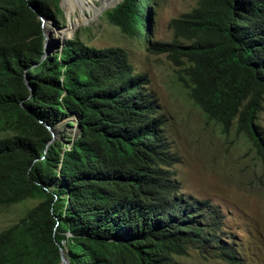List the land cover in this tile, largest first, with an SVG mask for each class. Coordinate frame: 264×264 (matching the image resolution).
<instances>
[{"label":"trees","instance_id":"trees-1","mask_svg":"<svg viewBox=\"0 0 264 264\" xmlns=\"http://www.w3.org/2000/svg\"><path fill=\"white\" fill-rule=\"evenodd\" d=\"M151 1L120 0L104 16L143 35ZM61 11L58 0H0V207L38 199L0 230V264H62L61 251L68 264H179L190 248L243 264L213 205L180 192L128 51L73 36L46 54L41 17L57 23ZM171 25L172 43L150 46L183 57L192 100L264 160V0H196ZM65 118L76 132L66 146L54 137Z\"/></svg>","mask_w":264,"mask_h":264},{"label":"rangeland","instance_id":"rangeland-1","mask_svg":"<svg viewBox=\"0 0 264 264\" xmlns=\"http://www.w3.org/2000/svg\"><path fill=\"white\" fill-rule=\"evenodd\" d=\"M76 1L58 0L62 11L57 23L44 20L46 54L73 36L97 48L124 47L134 71L144 76L145 93L164 120L168 147L174 157L168 169L178 181L180 192L208 200L218 211L221 222L217 232L228 241L234 259L243 264H264V160L235 123L222 129L192 100L183 57L160 51L159 45L150 46L172 43L171 20L189 11L196 0H152L148 5L147 33L143 35L123 32L107 21L104 10L119 0H86L89 5L82 6ZM70 119L75 121V117ZM67 120L57 123L54 130V137L65 146L76 133ZM256 122L264 130V96ZM5 135L0 131V137ZM37 201L26 199L0 207V230L24 216ZM176 260L179 264H229L196 248L176 256Z\"/></svg>","mask_w":264,"mask_h":264},{"label":"water","instance_id":"water-1","mask_svg":"<svg viewBox=\"0 0 264 264\" xmlns=\"http://www.w3.org/2000/svg\"><path fill=\"white\" fill-rule=\"evenodd\" d=\"M44 20L45 19L41 17L43 28H44ZM61 261H62V264H68V262H69L68 258L63 254V251H61Z\"/></svg>","mask_w":264,"mask_h":264},{"label":"bare ground","instance_id":"bare-ground-1","mask_svg":"<svg viewBox=\"0 0 264 264\" xmlns=\"http://www.w3.org/2000/svg\"><path fill=\"white\" fill-rule=\"evenodd\" d=\"M76 1V0H75ZM88 4L87 2H86V0H77L76 1V4L78 5V6H82V4ZM89 5V4H88ZM80 8H82V7H80ZM83 9V8H82ZM82 9H80V10H82ZM72 12V11H71ZM80 18V17H79ZM75 22V21H74Z\"/></svg>","mask_w":264,"mask_h":264}]
</instances>
